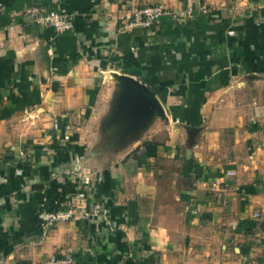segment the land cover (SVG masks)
Wrapping results in <instances>:
<instances>
[{
	"label": "crops",
	"instance_id": "1",
	"mask_svg": "<svg viewBox=\"0 0 264 264\" xmlns=\"http://www.w3.org/2000/svg\"><path fill=\"white\" fill-rule=\"evenodd\" d=\"M0 2V264L264 261V0ZM158 2L176 16L125 29ZM34 5L73 29L30 22ZM115 74L165 112L123 146ZM46 209L75 218L45 235Z\"/></svg>",
	"mask_w": 264,
	"mask_h": 264
},
{
	"label": "built area",
	"instance_id": "2",
	"mask_svg": "<svg viewBox=\"0 0 264 264\" xmlns=\"http://www.w3.org/2000/svg\"><path fill=\"white\" fill-rule=\"evenodd\" d=\"M7 7L0 2V15H5ZM194 8L188 9V14L194 13ZM202 12L208 13L207 8H201ZM176 16V12L171 11L161 2L142 6L131 7L127 9L123 16L122 22L125 29L135 30H153L161 26L162 19L165 16ZM24 16L30 21L38 25L50 27L58 34L69 32L74 27L73 15L64 10H54L42 5H34L28 7L24 11ZM258 216V214H256ZM75 218L72 209L68 210H42L39 219L42 225V231L46 235L50 229L59 222L70 221ZM43 264H76V260L71 255L62 257L53 256L47 259ZM238 264H264V261H254L250 257H243Z\"/></svg>",
	"mask_w": 264,
	"mask_h": 264
},
{
	"label": "water",
	"instance_id": "3",
	"mask_svg": "<svg viewBox=\"0 0 264 264\" xmlns=\"http://www.w3.org/2000/svg\"><path fill=\"white\" fill-rule=\"evenodd\" d=\"M118 90L106 119L110 140L123 146L139 137L156 117H164L162 103L144 83L128 75H114Z\"/></svg>",
	"mask_w": 264,
	"mask_h": 264
}]
</instances>
